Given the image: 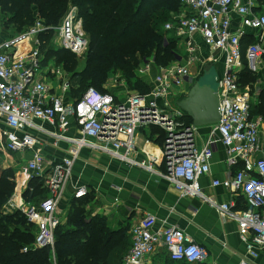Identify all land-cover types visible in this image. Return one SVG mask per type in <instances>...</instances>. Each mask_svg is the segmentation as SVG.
Returning <instances> with one entry per match:
<instances>
[{
    "label": "built area",
    "instance_id": "obj_1",
    "mask_svg": "<svg viewBox=\"0 0 264 264\" xmlns=\"http://www.w3.org/2000/svg\"><path fill=\"white\" fill-rule=\"evenodd\" d=\"M258 8V0H180L179 11L172 13L164 28L186 42V56L159 67L146 93L103 92L92 86L76 104L69 99L71 83L61 67L45 66L46 54L41 51L38 35L49 27L37 23L20 34L3 35L0 26V151L22 157V185L41 178L50 193L38 205H26L17 191L20 202L13 198L6 208L21 210L36 225V245L54 247V233L62 221L57 214L58 203L75 162L88 148L166 178L183 196L208 201L238 224L252 256L264 251V115H252L250 85L240 82L246 67L257 72L264 62V11ZM234 14L240 18L236 29L232 26ZM248 31L256 40L243 50ZM196 36L213 51L207 60L201 55ZM55 42L76 53L85 48L83 19L77 6L64 16ZM207 62L222 64L221 120L208 126L205 143L200 144V127L188 121L177 101L186 96ZM196 63L200 70L193 74L191 67ZM73 122L75 131L69 134ZM152 126L165 134L163 170L156 156L147 152L146 156L138 155L137 131ZM49 142L57 148L65 143V156H49L44 151ZM219 142L231 170L240 159L246 165L223 180L213 179L211 185L240 194L245 208H239L234 198L219 202L201 186V179L212 172L214 145ZM88 192L87 186H77L74 199ZM155 224L156 216L146 212L131 227L132 246L124 264H148L162 245L172 260L186 264H196L206 254L179 227L155 230Z\"/></svg>",
    "mask_w": 264,
    "mask_h": 264
},
{
    "label": "trees",
    "instance_id": "obj_2",
    "mask_svg": "<svg viewBox=\"0 0 264 264\" xmlns=\"http://www.w3.org/2000/svg\"><path fill=\"white\" fill-rule=\"evenodd\" d=\"M258 1L261 9L264 0ZM71 6L78 7L89 36L82 68V61L75 54L53 48L50 41L46 44L48 32H41L38 37L41 51L46 54L45 63L54 58L70 73V93L75 104L89 87L108 91L104 83L109 74L117 71L126 76L137 93H146L151 86L136 73L140 62L151 58L157 67H163L177 60L180 39L166 31L164 25L172 13L179 11L180 0H0L2 34H10L12 27L25 30L38 19H43L49 28L56 26ZM240 76L242 85L252 86L258 80L247 67ZM263 95L262 89L259 101ZM261 103L252 104L253 116L264 115ZM188 121H192L190 117ZM152 128L159 130L158 137L164 140V131L158 126ZM11 177V171H5L0 180V264H124L131 248L127 230L113 229L105 216L93 215L87 207L91 199L88 194L75 199L57 226L54 247L36 245V225L21 210L4 208L16 187ZM30 188L39 196L44 194L43 199L50 194L41 178H32ZM27 194L28 191L24 196ZM164 264L186 263L167 258Z\"/></svg>",
    "mask_w": 264,
    "mask_h": 264
},
{
    "label": "crops",
    "instance_id": "obj_3",
    "mask_svg": "<svg viewBox=\"0 0 264 264\" xmlns=\"http://www.w3.org/2000/svg\"><path fill=\"white\" fill-rule=\"evenodd\" d=\"M258 10L264 11V5ZM239 25L240 18L234 14L232 26L236 29ZM255 40L253 32L248 31L243 38V50L249 41ZM182 41L185 43L184 56H186V42L183 39ZM196 41L205 60L213 55L210 46L200 36H196ZM215 64L217 68L222 69V64ZM259 68L254 74L264 89V62L260 64ZM218 71L222 73L223 70ZM154 76H148L147 82L151 83ZM142 129H139L136 134L139 157L146 156L145 152L151 153L157 157L160 162L159 168L163 170V140H152L149 138L150 135L141 134ZM209 130V127L199 129L200 144L205 143ZM74 131L73 122L69 134H74ZM49 141L52 140L49 139ZM261 143L264 144V139L261 140ZM66 146L65 143H61L57 148L49 142L44 151L49 156L61 158L66 154ZM253 159L255 160L254 157ZM245 165V160L240 159L231 170L223 145L220 142L216 143L212 158V172L200 181L205 193L215 196L219 202H226L234 198L237 200L239 208L246 207L243 197L237 192L223 186L213 187L211 185L213 179L223 180L231 171L235 173ZM253 174L256 172L253 171ZM22 180H24V176ZM81 185H85L89 189L87 196L90 195L91 199L87 207L92 210L93 215L105 216L113 229L125 228L131 246V227L146 212H151L156 216L155 230H162L172 225L177 226L190 234L194 241L204 248L206 254L196 264H264V251L260 252L257 257L249 253L238 224L234 220L224 217L208 201L200 197L183 196L164 177L138 166H131L126 162L115 160L98 150L84 148L74 164L71 179L64 188L62 198L58 203L57 214L62 220L75 201L73 194L76 187ZM167 258L170 259L169 252L162 245L157 253L150 258L148 264H164Z\"/></svg>",
    "mask_w": 264,
    "mask_h": 264
},
{
    "label": "rangeland",
    "instance_id": "obj_4",
    "mask_svg": "<svg viewBox=\"0 0 264 264\" xmlns=\"http://www.w3.org/2000/svg\"><path fill=\"white\" fill-rule=\"evenodd\" d=\"M71 7H69V10H70ZM77 10H78V13H79L78 7H77ZM35 14H37V11L35 12ZM37 23H42L43 25H45V21L43 19L36 20V23L33 26H35ZM60 24H58L56 26H50V28L48 30H44L43 31V32H46V33L48 32L47 34L50 35V38L45 41L46 44L50 41L51 44H52L51 46L53 48L57 47L58 49H62L60 46L56 45V42H55L56 37L58 36V27L60 26ZM29 28L30 27H28L27 29H29ZM27 29H25V30L22 29V30L18 31L17 29L12 27L10 29V34L8 32H6V31H4L3 35H16V34H20V33L24 32V31H26ZM85 36H86L87 44H86L85 48L82 51L76 53V52H73V51L69 50L70 52L75 54L82 61V62L80 61L81 63H80L79 68H82V66L84 64V61L86 59V53H87L88 46H89V36L87 35L86 32H85ZM39 38L40 37H38V39ZM184 46H185V43L182 41V39L179 40L180 53L177 56V60H179L180 58L184 57V54H185L184 53ZM243 62H244V64H247V61H246L245 57H243ZM50 65H53L52 67H61V69L65 73V76H67L68 80L70 81V79H69L70 73L68 71H66L65 67L62 66V64H58L57 61L53 58L49 62H47L45 66H50ZM199 66L200 65L197 64V63L192 65L191 69L194 70L193 74L196 73L198 70H200ZM158 69H159V67H157L153 63V59H151V58L147 59L146 58V59H144L143 61L140 62L139 66L136 69V73H137L138 76L142 77L143 80L146 82L147 81V77L150 76V75H152V76L156 75ZM147 70H150V72L147 73ZM209 79L213 80V73H211L209 75ZM104 88H107L109 91L115 90L116 92H119V93H125L126 91L133 93V92H137L138 91V90L132 89V87L129 86V83H128L127 79H126V76H124L119 71L109 74V77L106 79V81L104 83ZM262 89H263L262 85L260 84L259 81H256L255 84L252 85V86L250 85V93H251V96H252V104L256 105L258 102H260V103L262 102L261 104L264 107V95L262 97H260V101H259V96L262 93ZM70 90H71V87H70ZM70 90H69V92H70ZM139 91H141V90H139ZM69 99L71 101L73 100L72 96H71V93H70ZM203 127L206 128L208 126H203ZM203 127H200V128H203ZM141 131H142L141 134H143V135L144 134L145 135H150L149 138H151L152 140H157V141L161 140L159 137H157L159 130H157L156 128H152L151 127L150 129H142ZM22 170H23L22 157L19 156L18 153H17V155H14L12 153L6 154V153H3L2 151H0V180L2 179V174H4L5 171H11V175H12L11 179L13 178L12 180H14V182L16 184L15 191L13 192V194L11 195V197L9 198V200L5 204V206H8L9 203H10V200L13 199V198L15 199L16 197H18V199L20 201V196H18L19 193H17V191L21 192L22 199H23V201H24V203L26 205H38L41 202V200H43V198H44V196H43L44 194L39 196L37 192H34L33 188L29 189V184H30L31 180L25 182V184L22 185V182H23L22 181V177H23ZM20 177H21V180H19ZM27 191H28V194L25 197L24 193L27 192ZM5 206H4V208H6ZM65 216H64V218H65ZM129 250H130V248H129ZM118 262L120 264H123L120 261H118Z\"/></svg>",
    "mask_w": 264,
    "mask_h": 264
},
{
    "label": "water",
    "instance_id": "obj_5",
    "mask_svg": "<svg viewBox=\"0 0 264 264\" xmlns=\"http://www.w3.org/2000/svg\"><path fill=\"white\" fill-rule=\"evenodd\" d=\"M180 58L179 60H181ZM214 62H207L193 80L186 96L177 105L191 118L196 127L211 126L221 120L219 79L221 73ZM213 73V80L209 75Z\"/></svg>",
    "mask_w": 264,
    "mask_h": 264
}]
</instances>
